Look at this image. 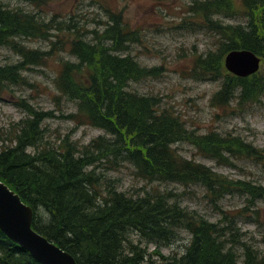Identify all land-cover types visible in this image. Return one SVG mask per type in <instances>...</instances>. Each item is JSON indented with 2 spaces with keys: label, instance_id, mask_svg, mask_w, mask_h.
I'll list each match as a JSON object with an SVG mask.
<instances>
[{
  "label": "trees",
  "instance_id": "16d2710c",
  "mask_svg": "<svg viewBox=\"0 0 264 264\" xmlns=\"http://www.w3.org/2000/svg\"><path fill=\"white\" fill-rule=\"evenodd\" d=\"M0 3V46H10L24 58L16 65L0 64V100L15 85L24 83L22 71L29 61L45 63L50 55L23 49L25 44L20 38L56 37L53 46L61 43V52L68 50L76 58V61L63 60L55 79L60 92L77 103L72 118L82 125L106 131L105 136L83 146L69 137L57 147L42 146V123L48 115L32 111V117L23 122L16 144L0 149V180L33 207L37 231L73 253L79 264H141V250L123 249L120 241L133 227L164 243H170L180 229L193 234L186 254L159 253L155 264H249L250 261L264 264V257L256 256L249 247L250 252L246 250L245 258L241 259L226 231L229 226L185 209L172 200L170 193L147 191L142 196H133L108 183L104 187L95 183L96 178H101L97 164L116 170L128 163L144 181L200 186L212 200H221L236 191L250 195V203L264 198V186L223 177L209 166L184 158L173 147L188 143L206 157L228 164L243 156H255L252 144L230 134H199L187 128L169 109H161L157 98L127 89L130 81L155 78L160 73L158 68L141 66L127 54L128 42H136L137 38L125 26L122 14L111 12V22L103 33L89 32L93 40H87L83 32L76 33L75 24L60 26L62 23L55 19L46 21L34 13L11 8L1 0ZM189 8L199 28L219 36V50L195 62L200 74L223 78V89L215 96L218 106L226 104L234 94L239 105L258 101L264 94L263 79L257 75L236 77L228 73L223 61L235 49H250L264 61V0H195ZM239 16L245 18V26L227 22ZM59 33H68L67 39H61ZM33 147L36 150L29 152L28 148ZM0 264L40 263L0 231Z\"/></svg>",
  "mask_w": 264,
  "mask_h": 264
},
{
  "label": "rangeland",
  "instance_id": "374dc122",
  "mask_svg": "<svg viewBox=\"0 0 264 264\" xmlns=\"http://www.w3.org/2000/svg\"><path fill=\"white\" fill-rule=\"evenodd\" d=\"M1 1L11 8L34 13L46 21L55 19L62 23L60 26L75 24L76 33L83 32L87 40H93V34L89 32L95 31L97 35L103 33L110 22L111 12L121 13L132 34L138 38V42H128L127 54L136 57L148 69L159 68L160 73L155 78L131 82L132 89L159 98L161 108L169 109L180 117L190 130L199 134H230L256 148L255 156H243L228 164L206 157L188 143L177 146L178 154L209 166L228 179L264 186V94L259 101L242 105H239L234 94L227 100V105L218 106L215 96L223 89L224 81L200 74L201 70L194 68V61L200 55L205 58L209 53H216L220 47L219 36L200 30L193 22L197 18L190 16L189 5L195 0ZM227 22L246 25L244 17ZM66 35L68 33H59L61 39H67ZM57 40L56 37H52V40L21 39V43L30 50L49 52L50 55L45 63L29 61L23 71L24 83L15 85L0 100V149L15 145L23 122L32 117V111L48 115L42 123V146L51 144L57 147L68 137L83 146L106 135L104 130L76 122L72 115L77 111V103L56 87L55 79L61 62L76 61L68 50L61 52V43L53 46L52 41ZM22 61L24 58L10 46H0L1 65H16ZM257 76L264 82V62ZM33 150L30 148L28 151ZM97 165V173L104 181L103 184L101 178H96L97 185L104 187L108 183L133 196H142L147 191L170 193L172 200L185 209L195 211L210 221L220 222L221 226H229L231 229L227 228L226 231L241 259L245 258L247 247L256 256L264 257V198L250 203V195L236 191L221 200H212L206 189L200 186L144 181L128 163L116 170L103 163ZM134 238L149 247L150 252L173 256L185 251L191 235L187 231H180L177 240L170 243L155 240L152 244L145 239ZM249 264H253V261Z\"/></svg>",
  "mask_w": 264,
  "mask_h": 264
},
{
  "label": "water",
  "instance_id": "95a60500",
  "mask_svg": "<svg viewBox=\"0 0 264 264\" xmlns=\"http://www.w3.org/2000/svg\"><path fill=\"white\" fill-rule=\"evenodd\" d=\"M226 66L247 77L259 70L260 58L250 50L233 51L226 58ZM33 220V209L0 181V230L42 264H74L70 254L32 228Z\"/></svg>",
  "mask_w": 264,
  "mask_h": 264
},
{
  "label": "bare ground",
  "instance_id": "6f19581e",
  "mask_svg": "<svg viewBox=\"0 0 264 264\" xmlns=\"http://www.w3.org/2000/svg\"><path fill=\"white\" fill-rule=\"evenodd\" d=\"M36 3V2H35ZM1 4V3H0ZM3 7V6H2ZM239 17H242V16H239ZM5 18V17H4ZM22 24V23H21ZM232 24H240V23H232ZM242 25V24H241ZM126 26V25H125ZM127 27V29L130 31V32H132L129 28H128V26H126ZM248 27V26H247ZM3 28V27H2ZM9 28H11V27H9ZM20 28V27H19ZM21 29V28H20ZM2 31H3V29H2ZM16 31V30H15ZM13 32V31H12ZM19 32V31H18ZM11 34V33H10ZM28 34V33H27ZM19 36V35H18ZM27 36H30V35H27ZM20 38V37H19ZM32 38V37H31ZM35 38V37H34ZM7 40H12V39H8V38H6ZM5 39V40H6ZM28 39V38H27ZM105 39V38H104ZM1 40V39H0ZM4 40V41H5ZM15 40V39H14ZM13 40V41H14ZM21 40V39H20ZM18 42V41H17ZM22 42V41H21ZM15 43H16V41H15ZM108 43H109V41H108ZM115 43V42H114ZM7 44V43H6ZM5 44V45H6ZM12 44V43H11ZM17 44V43H16ZM23 44V43H22ZM1 45H2V43H1ZM15 45V44H14ZM19 45V44H18ZM4 46V45H3ZM7 46V45H6ZM23 46H24V44H23ZM113 46V45H112ZM24 48H26V45H25V47H23V49ZM28 48V47H27ZM105 48V47H104ZM29 50V49H28ZM236 50V49H235ZM235 50H232V51H230L229 53H231V52H233V51H235ZM37 51V50H36ZM40 51V50H39ZM117 51V50H116ZM32 52H33V50H32ZM92 52V51H91ZM43 53V52H42ZM228 53V54H229ZM228 54L225 56V58L224 59H226V57L228 56ZM42 55H44V54H42ZM121 55V54H120ZM124 55V54H123ZM135 59L137 60V58L135 57ZM137 62L139 63V61L137 60ZM140 64V63H139ZM141 65V64H140ZM141 66H143V65H141ZM1 67V66H0ZM143 67H145V66H143ZM146 68V67H145ZM24 71V70H23ZM23 71H22V74H23ZM150 78H154L153 76H150ZM99 81V80H98ZM101 81V80H100ZM133 81H139V80H133ZM133 81H130L129 82V86H128V90H130V91H133L132 93H134V92H136V94L138 93V94H140V95H145V96H147V94H142V93H139L138 91H136V90H133L132 89V87H131V82H133ZM109 84V83H108ZM100 85V84H99ZM116 86V85H115ZM120 86H122V85H120ZM127 86V85H126ZM121 88V87H120ZM124 88V87H123ZM126 88H124V90H125ZM126 89V90H127ZM101 91V90H100ZM129 92V91H128ZM124 93V92H123ZM126 93V92H125ZM103 94V93H102ZM101 94V95H102ZM149 96V95H148ZM68 97V96H67ZM141 97V96H140ZM143 98H145L144 96H142ZM149 99V98H148ZM159 99V98H158ZM140 100V99H139ZM147 106V105H146ZM161 107V106H160ZM160 107H159V109H160ZM161 109H164V108H161ZM150 111V110H149ZM169 112H170V110H169ZM119 115V114H118ZM150 116V115H149ZM147 117H148V115H147ZM109 118V117H108ZM107 118V119H108ZM112 120V119H111ZM148 120V119H147ZM108 121H110V120H108ZM146 121V120H145ZM124 122V121H123ZM148 122V121H147ZM106 124V123H105ZM124 124V123H123ZM126 124V123H125ZM128 124V123H127ZM167 124V123H166ZM107 125V124H106ZM114 125H115V123H114ZM106 127V126H105ZM116 127V126H115ZM130 127V126H129ZM107 129V128H106ZM115 129V128H114ZM123 129V128H122ZM108 130V129H107ZM123 130H121V132H122ZM106 132V131H105ZM135 132V131H134ZM133 132V133H134ZM177 132V131H176ZM120 133V132H119ZM112 134H114V132L112 133ZM131 134V133H130ZM118 135V134H117ZM175 136V135H174ZM171 137V136H170ZM170 139H172V137L170 138ZM175 138H173V140H174ZM182 140V139H181ZM181 140H180V142H181ZM116 144H118V143H116ZM179 144L180 143H178V144H174L173 145V147L178 151V147L177 146H179ZM117 147V146H116ZM120 147H122V145L120 146ZM120 147H118V148H120ZM33 148H35V147H33ZM123 148V147H122ZM29 150V149H28ZM36 150V148L32 151V152H34ZM196 150H197V148H196ZM198 152H199V150H197ZM121 153V152H120ZM179 153V152H178ZM200 153V152H199ZM182 155V154H181ZM142 156V155H141ZM183 156V155H182ZM36 157H38V156H36ZM143 157V156H142ZM141 157V158H142ZM184 157V156H183ZM146 158V157H145ZM184 158H186V159H189V158H187V157H184ZM39 159V158H38ZM142 160H143V158H142ZM189 160H192V159H189ZM146 162V161H145ZM142 163H143V161H142ZM144 164H146V163H144ZM200 164V163H199ZM143 166V165H142ZM157 170V169H156ZM200 172V171H199ZM188 173V172H187ZM185 174V173H184ZM193 174V173H192ZM169 175V174H168ZM179 175V174H178ZM182 175V174H181ZM187 177L189 178V176L187 175ZM154 178V177H153ZM191 178V177H190ZM144 179H146V178H144ZM155 179V178H154ZM162 179V178H161ZM153 180V179H152ZM164 180V179H163ZM149 181V180H148ZM155 181V180H154ZM153 181V182H154ZM166 182V181H165ZM151 183V182H150ZM92 184V183H91ZM193 186V185H192ZM92 187H93V185H92ZM95 187V186H94ZM161 193V192H160ZM21 197V196H20ZM97 197V196H96ZM117 199V198H116ZM21 201H22V203L23 204H25L26 206H29V207H31L32 209H33V207L31 206V205H29V204H27L23 199H22V197H21ZM98 201V200H97ZM104 201V200H103ZM99 203V202H98ZM106 203V202H105ZM101 204V203H100ZM188 209V208H187ZM34 210V209H33ZM34 213H35V211H34ZM220 223V222H219ZM222 223V222H221ZM146 227V226H145ZM148 227H151V226H148ZM32 228L34 229V230H36L35 229V227H34V223H32ZM140 228V227H139ZM149 229V228H148ZM138 231H140V233L138 232ZM180 231H187V230H184V229H180L179 230V232ZM179 232L176 234V235H174V236H172L171 237V239H170V241H172V240H177L178 239V234H179ZM188 232V231H187ZM152 235V234H151ZM191 235V239H190V241H189V243L192 241V239H193V234H190ZM160 236L161 235H159L158 236V239L160 238ZM164 236V235H163ZM6 237V236H5ZM134 237H138V238H142V239H145V240H147L148 241V243H153V242H155V240L156 239H154L153 237L154 236H147V234H144L143 233V231L142 230H140V229H138V228H130V230L127 232V233H125L124 234V237L120 240V241H122V245H123V249H126V250H128V249H134V251L135 250H141V253H142V258H143V261L141 262V264H155V262L156 261H158L159 260V256H158V253H154L153 251L152 252H150L149 251V247H147V246H143L142 244H141V241L140 242H137V240L134 238ZM169 238H170V236H169ZM8 239H10V238H8ZM161 239V238H160ZM165 239H166V237H165ZM11 240V239H10ZM166 240H169V239H166ZM12 241V240H11ZM50 241H52V240H50ZM13 242V241H12ZM52 242H54V241H52ZM56 243V242H55ZM56 244H58V243H56ZM121 244V243H120ZM59 245V244H58ZM188 245V244H187ZM187 245L185 246V251L182 253V254H186L187 253ZM190 245V244H189ZM61 246V245H60ZM122 247V246H121ZM189 247V246H188ZM189 249V248H188ZM125 250V251H126ZM246 250H248L247 248H246ZM249 251V250H248ZM67 252V254H70L73 258V260H74V264H79L78 263V261H77V259H76V257L73 255V253H71L70 251H66ZM133 252V251H132ZM250 252V251H249ZM181 254V255H182ZM180 255V256H181ZM164 256V255H163ZM161 257V256H160ZM165 258V257H164ZM164 264V263H163Z\"/></svg>",
  "mask_w": 264,
  "mask_h": 264
}]
</instances>
